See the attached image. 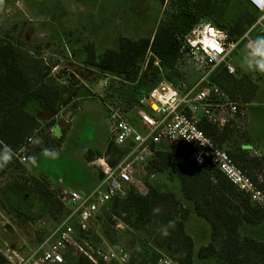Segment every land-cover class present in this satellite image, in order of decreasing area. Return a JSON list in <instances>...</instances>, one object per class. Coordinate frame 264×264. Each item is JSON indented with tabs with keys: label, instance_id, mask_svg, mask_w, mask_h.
<instances>
[{
	"label": "trees",
	"instance_id": "16d2710c",
	"mask_svg": "<svg viewBox=\"0 0 264 264\" xmlns=\"http://www.w3.org/2000/svg\"><path fill=\"white\" fill-rule=\"evenodd\" d=\"M165 1L160 0L162 3ZM171 8L172 12L151 35H120L118 46L107 48L101 54L97 53L93 44L86 46L87 65L95 67L100 75L110 73L120 79V86L113 88L112 93L107 94V99L114 102L111 97H116L119 103L127 105L126 111L138 103L142 94L153 88L162 77L172 82L171 74L177 70L175 66L180 57V40L199 21L215 24L225 30L231 40L237 41L262 14L256 7L243 2V8L235 19L225 24L220 18L224 17L225 6L219 0H173ZM252 32V38L257 41ZM149 48L161 59L164 75L152 62L142 70ZM50 71L51 68L41 57L30 56L13 40L0 36V152L17 150L29 134L41 128L43 122L47 121L46 125L50 128L55 124L54 117L67 106L70 100L64 98L65 87L50 78ZM257 74L259 76L260 72L257 71ZM209 80L210 84L225 89L232 98L241 94L244 102L253 101L260 88L257 79L250 73L238 76L230 73L223 64ZM32 102L38 104V110L30 108ZM200 126L216 144H221L230 136L229 128L219 131L206 120ZM65 136V130L59 136L47 132L45 140L37 143L36 147L38 150L61 147ZM111 151L108 146L107 152ZM113 151L122 153L117 148ZM231 155L245 170H251L259 163L258 158L247 156L243 150L234 151ZM100 156V151L85 150L87 160ZM13 162H17V159L12 155L8 166ZM168 168L172 169L167 174L176 175L180 192L189 205L172 190L146 180L147 194H141L131 187L125 196L116 197L105 206L109 208L112 218L116 216L123 220L126 230H145V241L133 247L128 264H155L165 255L172 256L180 264H193L195 255L200 259L215 257L225 264H264V240L241 236L239 230L244 223L257 225L264 222V210L255 206L211 163L198 165L190 160L185 149L157 148L150 162V172L165 173ZM32 181V187H25L39 193L49 204L55 200L61 202L46 179L33 177ZM193 211L207 220L212 228L210 243L198 250L186 229ZM75 260L78 264H95L82 255ZM0 264H8L3 254H0Z\"/></svg>",
	"mask_w": 264,
	"mask_h": 264
},
{
	"label": "rangeland",
	"instance_id": "374dc122",
	"mask_svg": "<svg viewBox=\"0 0 264 264\" xmlns=\"http://www.w3.org/2000/svg\"><path fill=\"white\" fill-rule=\"evenodd\" d=\"M171 1L173 0H166L165 3L160 0H0V36L10 38L30 56L41 57L51 68L50 78L65 87L64 98L70 100L67 109H80L71 123L65 113L57 114L54 117L55 124L50 128L46 125L47 121L42 123L27 154V163H21L12 151L0 152V157L8 152L17 159V162L9 166L8 162L0 164V254L7 258L8 264L37 254L39 246L48 240L70 210L69 206L57 200L49 204L39 193L25 187H32L33 177L46 179L57 197L61 188L89 191L96 182L98 172L102 173L96 163L90 161L89 166L85 157V150L95 151L103 147L107 136V108L100 99L103 79L101 80L102 76L95 67L85 63L86 46L93 44L97 53L101 54L107 48H116L120 35H151L172 12ZM219 1L225 6L224 17H220L225 24H230L235 19L243 8V2L251 4L248 0ZM259 30L257 28L252 32L258 39L263 38ZM250 37L256 41L252 34ZM246 43L244 41L231 56L236 69L235 75L250 73L257 79L260 88L253 105L248 106V130L244 134H237L232 129L230 136L218 145L233 153L242 151V144L248 143L246 149H258L263 154L260 158L264 160V73L260 72V78L257 71L248 66L246 57L250 49ZM182 65L183 73L176 70L171 76L172 82L180 84L185 91L196 84L199 75L190 64ZM67 68L74 70L79 76L73 77L69 86L58 83L54 77V72L58 76L65 75ZM84 96H92V99H85ZM111 99L115 103L119 101L116 97ZM235 99L245 101L241 94ZM30 106L33 111L39 107L35 102ZM129 115L135 119L133 112ZM58 127L68 131L61 147L38 150L37 143L45 140L47 132H54L56 136L61 134L59 129L56 130ZM158 148L165 150L171 147L162 144ZM106 150L107 147L100 151L101 156ZM113 152L115 151L112 150L111 153ZM258 161L254 167L262 166V160ZM171 169L168 168L165 173H153L154 176L149 177L148 181L179 194L178 178L175 174H167ZM180 198L185 204H189L183 197ZM200 220L207 222L202 217ZM74 225L78 227L77 222ZM255 235L264 237V222L252 236L256 237ZM77 237L95 246L124 248L131 258L133 247L145 241V230L127 229L118 232L109 208L102 207L90 231H77ZM67 255L66 264H78L75 260L78 255ZM101 264L119 263L110 261Z\"/></svg>",
	"mask_w": 264,
	"mask_h": 264
},
{
	"label": "built area",
	"instance_id": "2783aa9c",
	"mask_svg": "<svg viewBox=\"0 0 264 264\" xmlns=\"http://www.w3.org/2000/svg\"><path fill=\"white\" fill-rule=\"evenodd\" d=\"M248 1L263 13L241 39L231 40L227 32L215 24L199 21L180 40V57L175 68L183 73L182 63L190 64L199 75L196 84L190 89L183 91L180 84H174L162 77L153 88L142 94L138 103L126 111L124 103L107 99V94L112 93V89L119 85L120 79L110 73L102 75L103 91L100 99L107 108L108 146L112 150L120 149L122 153L106 150L102 156L92 160L91 163L99 165L103 174L92 190H58V199L70 208L66 217L58 223L48 240L39 246L37 254L22 258L18 262L13 261V264H64L67 253L82 255L95 264L110 261L128 264L130 254L126 249L105 248L81 241L77 237V230L89 232L100 209L114 198L125 196L129 188L134 187L144 195L148 193L146 180L153 177L149 169L150 162L162 144L185 149L190 160L198 165L211 163L247 195L255 206L264 210V160L260 158L262 153L256 148H242L247 156L262 160V166L245 170L229 151L216 144L200 126L206 120L219 131L229 128L237 134H244L247 130L249 102L232 98L225 89L210 84L209 78L223 63L230 73H236L231 56L244 41L250 50L255 46L256 41L251 39L250 31L260 28L259 33L264 38V0ZM150 62L164 75L161 59L149 48L142 70ZM54 77L65 86L72 83L73 77L79 78L70 68L62 76L54 72ZM65 109L63 107L58 114L62 115ZM130 112L135 114L134 120L130 117ZM38 133L39 130H35L29 134L25 142L12 151L21 163L28 162L27 154ZM113 220L118 232L126 230L127 227L120 217L114 216ZM74 222H77L78 227L73 225ZM155 264L180 262L165 255Z\"/></svg>",
	"mask_w": 264,
	"mask_h": 264
},
{
	"label": "crops",
	"instance_id": "0c3cea01",
	"mask_svg": "<svg viewBox=\"0 0 264 264\" xmlns=\"http://www.w3.org/2000/svg\"><path fill=\"white\" fill-rule=\"evenodd\" d=\"M102 76V75H101ZM103 79V76L101 78V80ZM85 99L86 98H91L92 96H84ZM82 97V98H84ZM92 99V98H91ZM254 101V100H253ZM253 101L249 102L250 105H253ZM105 104V102H103ZM81 106V105H80ZM106 106V104H105ZM66 109H65V114L67 116L68 121L69 123H71V121L75 118V114L77 113V111H79L80 109L78 110H73V109H67L68 105L65 106ZM249 121H250V118H249V113H248V126H249ZM58 126V124H57ZM106 127H107V136H106V142H105V145L97 150H95L96 152L97 151H103L104 149H106V147H108V137H109V128H108V122H107V115H106ZM59 129L60 132H62L63 130H61V128H56V130ZM247 130H248V127H247ZM54 133V132H52ZM68 131H66V135H67ZM246 145H248V143H244L242 144V148L246 149ZM253 149V148H252ZM248 150H251V149H248ZM263 155V154H262ZM90 161L92 160H87V164L89 165ZM90 166V165H89ZM102 173H99L97 174V178H96V182L94 183V185H92V189L95 188L98 183L100 182L101 178H102ZM154 176V174H153ZM166 183V182H165ZM167 184V183H166ZM168 186V185H167ZM170 187V186H169ZM164 188V187H163ZM90 189V190H92ZM167 189V188H166ZM89 190V191H90ZM177 197L179 199H181L180 197H183L182 196V193L180 192L179 194H177ZM185 203V202H184ZM186 205H189V204H186ZM196 215V216H195ZM200 216H198L194 211L192 212L187 224H186V229H187V232L193 237L194 239V242H195V248L196 250H198L201 246L203 245H207L208 243H210L211 241V234H212V228H211V225L210 223L207 221V222H204L202 220H200ZM262 223H259L257 225H253V224H249V223H244L240 226V234L241 236H247V237H253V238H258V239H261V240H264V237H254L252 236L253 234H255V232L258 230V228L261 226ZM247 232V233H245ZM251 232V233H250ZM253 232V233H252ZM199 242V243H198ZM193 264H225L223 262H220L217 258L215 257H208L206 259H200L199 257H197L195 255V258H194V261H193Z\"/></svg>",
	"mask_w": 264,
	"mask_h": 264
},
{
	"label": "clouds",
	"instance_id": "9594fccd",
	"mask_svg": "<svg viewBox=\"0 0 264 264\" xmlns=\"http://www.w3.org/2000/svg\"><path fill=\"white\" fill-rule=\"evenodd\" d=\"M246 60L249 67L264 73V38H260L255 42V46L249 51ZM10 159L11 154L5 152V154L0 157V164L7 163Z\"/></svg>",
	"mask_w": 264,
	"mask_h": 264
}]
</instances>
